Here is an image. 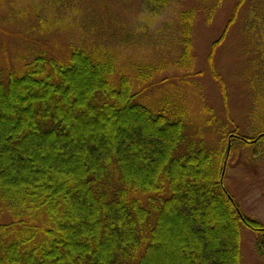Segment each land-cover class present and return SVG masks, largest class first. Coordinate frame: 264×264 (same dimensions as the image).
<instances>
[{
  "label": "trees",
  "instance_id": "1",
  "mask_svg": "<svg viewBox=\"0 0 264 264\" xmlns=\"http://www.w3.org/2000/svg\"><path fill=\"white\" fill-rule=\"evenodd\" d=\"M186 1L142 0L132 37L150 50L138 60L85 41L81 27L74 41L66 0H0V39L27 47L18 64L0 67V264H243L244 229L259 233L264 257V225L225 187L233 123L216 57L250 4L242 30L258 56L242 78L254 131L234 136L250 158L260 155L264 0ZM229 5L206 58L223 119L189 78L199 18L212 24ZM167 11L175 14L156 27Z\"/></svg>",
  "mask_w": 264,
  "mask_h": 264
},
{
  "label": "rangeland",
  "instance_id": "2",
  "mask_svg": "<svg viewBox=\"0 0 264 264\" xmlns=\"http://www.w3.org/2000/svg\"><path fill=\"white\" fill-rule=\"evenodd\" d=\"M195 1L187 0L186 2L194 6L197 5ZM197 2L199 3V1ZM66 4V21L68 24L75 25L71 32L74 41L78 40L76 32H80V29L83 28L87 32L84 35L85 41L106 42L124 52L125 57L136 55L135 59L138 60L142 59L144 55H149L148 46L141 45L139 47L135 45V40L132 37L135 36L138 39V31L144 23L142 0H66ZM229 7L230 5L222 9L214 17L212 24H208L203 15L199 18L194 41L197 64L195 73L197 76L189 78L191 81H198L202 84L206 103L213 109L218 118L223 119H225L224 107L217 86L211 82V77L207 74L206 58L211 51V44L219 39L226 28L230 17ZM249 10L250 4L247 3L244 6L241 20L238 21L229 40L216 54L218 67L228 86L233 123L229 122L228 130L230 133L227 134V138L228 142L234 143L235 148V151L228 157L227 165H229L226 170L225 187L244 215L256 219L264 225V151L262 154H254L250 158V153L247 150L236 147L240 136L249 137L254 131V127L251 126L252 115L250 114L253 110V103L250 102L251 96H249L242 78L252 67L253 59L258 56L254 45H250V39L245 38L242 30L247 24ZM174 14L173 11L165 12L154 25L158 27L159 24L169 21ZM31 18L32 15L29 19ZM155 26H150V34L156 30ZM96 37H99V40ZM58 40L62 45L65 44L66 31L65 34L58 37ZM32 47L36 51L41 46L33 45ZM22 49L25 50L27 47L21 45L18 40L10 41L4 38L2 41L0 39V67L18 64L16 63V55ZM153 57L155 59L156 55L154 54ZM125 63L127 62L123 58L122 64ZM163 86L164 84L158 86L157 89L164 88ZM149 95L153 97L152 94ZM192 108L193 111L198 110L195 106ZM236 131H238V135L235 134ZM216 132L217 128L209 131L208 137L216 140ZM234 135L239 138L236 139ZM260 150H262L261 147ZM259 236V233L251 229L243 230V264H264V257L256 248Z\"/></svg>",
  "mask_w": 264,
  "mask_h": 264
},
{
  "label": "water",
  "instance_id": "3",
  "mask_svg": "<svg viewBox=\"0 0 264 264\" xmlns=\"http://www.w3.org/2000/svg\"><path fill=\"white\" fill-rule=\"evenodd\" d=\"M230 148H231V143L229 142V149H228V155H227V158H226V162H227L228 157H229ZM224 174H225V170H224L222 178L224 177Z\"/></svg>",
  "mask_w": 264,
  "mask_h": 264
}]
</instances>
